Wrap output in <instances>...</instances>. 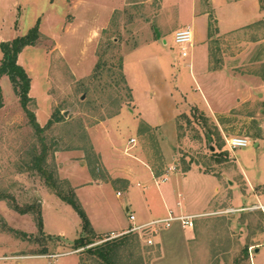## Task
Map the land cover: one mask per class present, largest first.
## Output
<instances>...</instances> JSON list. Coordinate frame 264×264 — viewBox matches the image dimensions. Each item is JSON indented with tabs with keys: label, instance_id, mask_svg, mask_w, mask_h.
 <instances>
[{
	"label": "rangeland",
	"instance_id": "374dc122",
	"mask_svg": "<svg viewBox=\"0 0 264 264\" xmlns=\"http://www.w3.org/2000/svg\"><path fill=\"white\" fill-rule=\"evenodd\" d=\"M250 8L218 9L219 21L209 11L207 24L192 14L200 12L192 0H0V42L39 27L17 58L32 81L29 109L40 126L54 111L62 116L37 132L8 76L0 80V255H11L0 264L26 262L14 256L22 253L73 251L81 220L57 191L79 202L95 234L121 243L116 264L161 261L154 237L168 227L142 220L166 214L165 186L109 180L102 154L112 170L120 158L142 167L146 160L160 181L193 168L181 207L218 211L190 214V264H264V207L242 189L264 190V19L252 22ZM186 24L193 35L184 58L174 33ZM233 25L243 26L219 33ZM203 98L222 114L205 110ZM231 136L249 144L230 149ZM173 224L180 234L192 230ZM80 250L79 263L96 264ZM75 257L47 259L73 264Z\"/></svg>",
	"mask_w": 264,
	"mask_h": 264
},
{
	"label": "crops",
	"instance_id": "0c3cea01",
	"mask_svg": "<svg viewBox=\"0 0 264 264\" xmlns=\"http://www.w3.org/2000/svg\"><path fill=\"white\" fill-rule=\"evenodd\" d=\"M192 2L194 4H198L200 7V12H196L194 11L192 14L197 18V16H203L208 24V14H210L209 11H211L213 18L216 21H219V12L218 9H220L222 12H228V11H232V12H237L239 14L242 15V13H244V7H246V9L249 8V6L251 7V17H252V22L254 21H258L261 19H264V0H192ZM251 23V22H249ZM246 23V24H249ZM243 24V25H246ZM189 25V24H186ZM184 25V26H186ZM241 25V26H243ZM182 26V27H184ZM241 26H231L225 30H221L218 27L219 33L221 34H225V33H229L233 30H236L238 28H240ZM179 27L178 29L182 28ZM177 29V30H178ZM209 29V28H208ZM176 31V30H175ZM3 77V76H2ZM2 77L0 78V80L2 79ZM237 79L238 81L242 80L240 77H232ZM250 81H252L253 84L255 83H260V78L253 76V78L250 79ZM261 81H263L264 83V79ZM231 83V82H230ZM32 84V81H31ZM30 92L32 91V86H30ZM240 92H243V90H240ZM260 95V93H259ZM192 99L194 100H198V97H194L192 95ZM203 108L205 110H207L210 114L212 115H216V114H222L221 111L218 110H222L224 109L223 106H218L215 102L212 103H207L205 98H203V102H201ZM178 107V106H177ZM217 109V110H216ZM133 138V137H131ZM130 138V139H131ZM129 139V140H130ZM256 146L259 145V143L255 144ZM102 162L103 164L107 167V175L109 177H107L109 180H114V179H119L120 181L122 180L124 184H127L128 186L125 187H132L130 185L132 181H139V179H142L143 181L146 182H154L155 184L160 185L161 183L165 186L162 196H163V202H164V206H165V213L164 215H158L155 216L153 218H150L148 220H142L143 222H148V221H152V220H156V219H160V218H164L166 217L170 212L172 214H185V215H190V214H195V213H211V212H217L218 210H211V209H203V210H192L190 207V205H186L185 207H181V202L184 198V194L187 193L186 192V185L192 180V176H193V168H190V166L187 168L186 171H184L183 175L179 174L178 172L176 173H172L171 175H169L168 179H166L165 181H160L158 178L155 177L153 171L151 170V164L149 165L146 160H142L143 162V167L140 165H136L134 163H132L128 158L126 159H119L117 160V167L112 170L110 168L111 164L109 163V161L107 160V157L102 154ZM157 173V172H156ZM200 174H204V173H198V176ZM242 176V179L246 178ZM140 182V181H139ZM247 182V181H246ZM103 184V183H102ZM249 184V183H248ZM246 185V183L244 184V187L242 188L245 193L247 194V198L249 200H252L254 205H258L259 207H264V190L260 191V192H256L254 191V185ZM95 185H100V184H95ZM94 184H92L91 186H95ZM249 186V187H248ZM254 186V187H253ZM121 194V193H120ZM117 195V193H116ZM188 195V193H187ZM120 196V195H118ZM243 201H246L245 198L242 199ZM128 207H126V210L128 211ZM133 213L134 212H130ZM129 213V214H130ZM135 215V214H134ZM89 216V215H88ZM136 217V215H135ZM90 221L91 218L89 217ZM194 221V220H193ZM92 223V221H91ZM176 224H179L178 222H174ZM174 224L172 223L171 226H173ZM93 228L95 229L93 223H92ZM170 226V228H172ZM179 229L184 230L185 228H183L181 225ZM194 227V225H193ZM193 227H187L192 229ZM168 228H164V230H161L154 238L156 240V242L159 244V248L161 251L160 254V258L161 261H166V260H170L173 263L172 264H180V261H183L184 264H190L189 259H190V254H189V244L190 242H192V240L195 238V233L192 230H190L189 232L186 233H179L176 229H170ZM127 228H121L118 229L116 232H113V230H110L109 233H118V232H122V231H126ZM169 229V230H168ZM167 231V232H166ZM97 233H105V231H96ZM257 251H260V248L257 249ZM78 252L75 250H67V251H63V252H56V253H50L48 251H41V252H36V253H22V254H18V255H14L17 257H21L22 259H25L26 262H23L19 259H17L15 264H53L51 261H49L47 258L50 256H54V255H71V254H76L75 259H73V264H79V254H77ZM11 255H0V261L2 259H6L9 258ZM159 258V259H160ZM28 260V261H27ZM158 260V259H156ZM155 260V261H156ZM160 262H154L153 264H162ZM165 263V262H164Z\"/></svg>",
	"mask_w": 264,
	"mask_h": 264
},
{
	"label": "trees",
	"instance_id": "16d2710c",
	"mask_svg": "<svg viewBox=\"0 0 264 264\" xmlns=\"http://www.w3.org/2000/svg\"><path fill=\"white\" fill-rule=\"evenodd\" d=\"M38 37L39 27L38 24H35L27 31L26 34L17 36L11 40L0 42V50L2 52V56L0 58V78L4 75L8 76L12 87L18 96L21 106L30 118V123L37 132L41 133L46 126H49L53 122L60 121L62 116L60 111H54L53 116L48 119L45 126H40L37 123L34 113L28 107V104L32 99V97L29 95L31 78L24 67L17 61L18 55L22 49L27 45L35 44ZM3 104V94L0 86V108L3 106ZM114 113H118V111ZM57 194L78 213L81 220L82 232H84V234L82 233L77 238H75L72 244V249H81L80 251L86 252L94 259L96 264H116L114 257L118 248L121 246V243L116 240L115 237L108 238L109 235H104L103 233L95 234L92 231L89 218L79 202L75 199H71L65 195H62L60 191H57ZM14 208L20 213L32 211L30 205L22 208L14 203ZM35 213L37 226L39 230H42L43 220L40 208L37 209ZM129 232L130 231L127 233ZM21 234L22 236H31L30 234H26L24 231L21 232ZM79 264L84 263L81 261Z\"/></svg>",
	"mask_w": 264,
	"mask_h": 264
},
{
	"label": "built area",
	"instance_id": "2783aa9c",
	"mask_svg": "<svg viewBox=\"0 0 264 264\" xmlns=\"http://www.w3.org/2000/svg\"><path fill=\"white\" fill-rule=\"evenodd\" d=\"M192 28L190 25H186L174 33V42L176 46L179 48L180 55L182 57H187L192 48ZM130 143H134L135 139L131 138L129 140ZM226 143L230 149H234L237 147L247 146L249 144V140L246 137L240 136H231L226 139ZM118 195L120 193H117ZM129 218L131 220L135 219V215L133 213L129 214ZM194 215H185V214H172L171 212L164 218L156 219L148 224H159L162 223L164 227H170L172 223L178 222L182 227H193ZM140 226L132 227L128 231L135 230Z\"/></svg>",
	"mask_w": 264,
	"mask_h": 264
},
{
	"label": "water",
	"instance_id": "95a60500",
	"mask_svg": "<svg viewBox=\"0 0 264 264\" xmlns=\"http://www.w3.org/2000/svg\"><path fill=\"white\" fill-rule=\"evenodd\" d=\"M258 248H256V250H257Z\"/></svg>",
	"mask_w": 264,
	"mask_h": 264
}]
</instances>
